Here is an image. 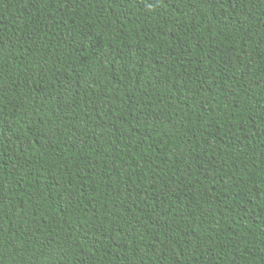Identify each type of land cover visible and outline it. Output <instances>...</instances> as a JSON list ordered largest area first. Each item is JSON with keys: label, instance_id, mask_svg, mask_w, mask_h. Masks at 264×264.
Listing matches in <instances>:
<instances>
[{"label": "trees", "instance_id": "obj_1", "mask_svg": "<svg viewBox=\"0 0 264 264\" xmlns=\"http://www.w3.org/2000/svg\"><path fill=\"white\" fill-rule=\"evenodd\" d=\"M0 264H264V0H0Z\"/></svg>", "mask_w": 264, "mask_h": 264}]
</instances>
